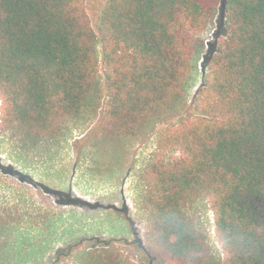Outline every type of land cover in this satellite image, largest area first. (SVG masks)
I'll return each instance as SVG.
<instances>
[{"label":"trees","instance_id":"1","mask_svg":"<svg viewBox=\"0 0 264 264\" xmlns=\"http://www.w3.org/2000/svg\"><path fill=\"white\" fill-rule=\"evenodd\" d=\"M219 4L105 0L94 29L85 0H0V136L15 161L50 163L73 131L94 124L97 150L182 104ZM225 31L199 112L160 133L142 176L146 230L174 264L212 257L191 214L199 200L213 213L224 264H264V0H226ZM38 189L40 206L0 211V264L49 255L59 264L87 241L76 239L80 224L68 236L61 221L70 207L80 217L72 193L45 182ZM107 262L86 251L78 264Z\"/></svg>","mask_w":264,"mask_h":264},{"label":"rangeland","instance_id":"2","mask_svg":"<svg viewBox=\"0 0 264 264\" xmlns=\"http://www.w3.org/2000/svg\"><path fill=\"white\" fill-rule=\"evenodd\" d=\"M225 3L226 0H220L213 23L202 34L204 48L198 72L182 104L162 113L137 133L106 141L96 150L93 147L95 124L83 132L75 130L68 146L52 162L40 160L34 166L29 165L28 160L15 161L13 148L0 136V211L22 212L43 204L38 189L42 182L50 183L62 193H72V203L82 205L77 209L80 217L76 218L70 207L61 221H67L68 236L78 231L80 224L81 234L76 239L85 237L87 241L75 246L71 257L61 259L59 264H78L81 253L86 251L111 259L112 264H174L146 230L142 176L158 152L156 142L160 133L167 127L195 118L199 112L197 94L205 83L207 63L217 53L219 43L226 35ZM104 4L105 0H85L94 29ZM80 139L81 145L73 148L74 141ZM161 155L168 159L177 158L179 154L165 152ZM191 214L206 234L212 250L211 259L204 264H224L225 257L215 237L213 213L208 203L197 201ZM76 221L80 223L76 224ZM95 239L101 242L96 243ZM35 264H54L53 257L45 256Z\"/></svg>","mask_w":264,"mask_h":264}]
</instances>
